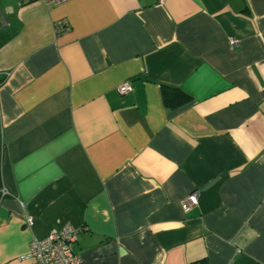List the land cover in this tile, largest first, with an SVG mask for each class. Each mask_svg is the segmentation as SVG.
<instances>
[{
  "label": "crops",
  "instance_id": "crops-1",
  "mask_svg": "<svg viewBox=\"0 0 264 264\" xmlns=\"http://www.w3.org/2000/svg\"><path fill=\"white\" fill-rule=\"evenodd\" d=\"M65 223L79 264H264V0H0V264Z\"/></svg>",
  "mask_w": 264,
  "mask_h": 264
},
{
  "label": "built area",
  "instance_id": "built-area-1",
  "mask_svg": "<svg viewBox=\"0 0 264 264\" xmlns=\"http://www.w3.org/2000/svg\"><path fill=\"white\" fill-rule=\"evenodd\" d=\"M27 1V0H20ZM59 4L66 0H49ZM164 0H157L162 3ZM68 29V24L65 20L55 22V30L61 33ZM231 46L236 44L234 38L231 39ZM116 90L119 93H128L132 90L131 83L124 81L117 86ZM5 193V190H3ZM197 204V195L191 193L182 201V208L187 211L191 206ZM29 225L33 221L28 217ZM78 228L65 223L58 228H53L49 234L43 239H33L29 245V251L24 258L30 259L32 264H79L81 261L80 255L75 249L77 242Z\"/></svg>",
  "mask_w": 264,
  "mask_h": 264
},
{
  "label": "trees",
  "instance_id": "trees-1",
  "mask_svg": "<svg viewBox=\"0 0 264 264\" xmlns=\"http://www.w3.org/2000/svg\"><path fill=\"white\" fill-rule=\"evenodd\" d=\"M29 1L31 0L22 1V3ZM162 98L165 104L174 105L186 101L189 98V95L182 89L171 87L168 85H163Z\"/></svg>",
  "mask_w": 264,
  "mask_h": 264
}]
</instances>
